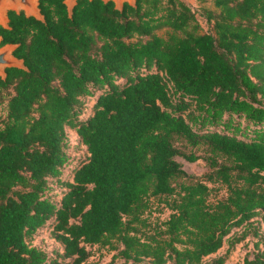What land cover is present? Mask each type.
I'll use <instances>...</instances> for the list:
<instances>
[{"label": "trees", "instance_id": "1", "mask_svg": "<svg viewBox=\"0 0 264 264\" xmlns=\"http://www.w3.org/2000/svg\"><path fill=\"white\" fill-rule=\"evenodd\" d=\"M210 1L206 31L184 0L8 12L1 44L26 68L0 76V264H92L94 246L108 264H225L205 258L250 231L242 264H264V0ZM176 156L211 171L193 180ZM44 230L58 249L33 243Z\"/></svg>", "mask_w": 264, "mask_h": 264}, {"label": "rangeland", "instance_id": "2", "mask_svg": "<svg viewBox=\"0 0 264 264\" xmlns=\"http://www.w3.org/2000/svg\"><path fill=\"white\" fill-rule=\"evenodd\" d=\"M184 1L188 3L192 8H194V10L196 11L202 29L204 31L208 30L210 27L202 15V10L205 7L214 8L213 3L210 0H206L203 2H200L198 0H184ZM5 113H6V105L4 103L0 105V115H4ZM72 139L73 141H75L76 136H74ZM196 152L198 154L203 153L202 149L200 148L197 149ZM68 155L70 156L71 165H76L81 160L85 159L88 154L85 147L81 145H75V146H70L68 148ZM175 159L182 164L183 169L191 176L193 180L206 179V176L211 171V168L203 158H200L196 161H188L181 156H176ZM69 172L70 171H66V173ZM209 185L212 189L209 195L211 201H216L217 199L221 197H225L227 195V189L224 185L220 183H214V184L209 183ZM168 215H169V211L167 209L165 208L163 209V206H158L157 210L153 212L152 217L153 218L159 217L160 219H166ZM258 219H260L259 216L255 217L253 221H257ZM254 225L256 226L257 224L255 223ZM233 231L241 233L242 230L241 228H234ZM258 233L259 235L264 236V222L261 223V226L258 229ZM258 239L259 237L254 236L253 231H250L249 234L243 240L236 243V245L233 248H231V250L228 253H227L228 245L225 244L221 249L218 250V252L206 257L205 262H210L213 258L217 256H224L226 258L225 264H242L245 256L251 254L255 250V242ZM33 243L49 251L53 249H58L60 247V244L54 241V239L50 237L49 232L45 230L34 238ZM92 251L93 254L89 258V261L92 264H108L109 262L112 261L113 254L116 253L115 250H111L108 247H99V246H94L92 248ZM123 262H124L123 259L116 258L112 262V264H123ZM143 264H149V263H143Z\"/></svg>", "mask_w": 264, "mask_h": 264}, {"label": "water", "instance_id": "3", "mask_svg": "<svg viewBox=\"0 0 264 264\" xmlns=\"http://www.w3.org/2000/svg\"><path fill=\"white\" fill-rule=\"evenodd\" d=\"M104 2L113 1L115 8L122 10L124 4L127 2L130 5H135L136 0H103ZM78 0H64L69 15L71 16ZM16 11L17 13L24 11L27 16H33L39 20H44V15L41 13L39 7V0H0V25L8 27L9 11ZM2 43V36L0 35V76L6 77V68L18 67L25 69L24 60L14 55V50L18 46L14 43Z\"/></svg>", "mask_w": 264, "mask_h": 264}]
</instances>
